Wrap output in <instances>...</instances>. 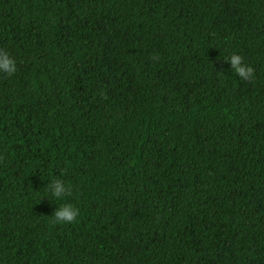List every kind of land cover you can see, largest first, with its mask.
I'll list each match as a JSON object with an SVG mask.
<instances>
[{"label": "trees", "instance_id": "trees-1", "mask_svg": "<svg viewBox=\"0 0 264 264\" xmlns=\"http://www.w3.org/2000/svg\"><path fill=\"white\" fill-rule=\"evenodd\" d=\"M0 50V264H264V0H0Z\"/></svg>", "mask_w": 264, "mask_h": 264}, {"label": "clouds", "instance_id": "clouds-1", "mask_svg": "<svg viewBox=\"0 0 264 264\" xmlns=\"http://www.w3.org/2000/svg\"><path fill=\"white\" fill-rule=\"evenodd\" d=\"M153 60H159L158 55L151 57ZM228 60H230L232 71H234L242 80L250 81L254 76V69L244 64L243 58L238 54H232ZM16 62L15 60L5 51L0 50V73L6 76H12L16 73ZM51 197L55 200H62L65 197L72 195L71 185H66L63 180L54 179L45 189ZM79 216V209L71 204H62L59 208H56L52 215V222L54 224H71L74 223Z\"/></svg>", "mask_w": 264, "mask_h": 264}]
</instances>
